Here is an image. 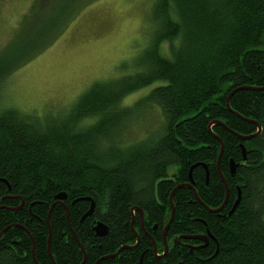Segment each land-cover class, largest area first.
I'll return each instance as SVG.
<instances>
[{"label": "trees", "instance_id": "1", "mask_svg": "<svg viewBox=\"0 0 264 264\" xmlns=\"http://www.w3.org/2000/svg\"><path fill=\"white\" fill-rule=\"evenodd\" d=\"M150 22L131 70L94 82L61 117L0 110V264H82L83 254V264H264V90H237L232 112L226 108L235 89L264 87V0H152ZM58 32L56 23L42 37L47 43L38 36L36 52L20 63L0 60V84ZM142 89L133 107L122 104ZM144 106L160 109L161 130L125 145L120 125ZM243 118L261 129L247 141L236 135L257 129ZM212 121L227 129L214 125L210 133ZM171 168L176 183L158 185L157 203L154 183ZM221 177L226 203L209 212L225 200ZM188 183L198 200L186 186L173 193L166 239L183 243L208 231L207 243L191 252L175 245L154 259L143 232L162 242L170 193ZM60 194L65 199L51 208ZM97 221L106 235H95ZM135 233L138 244L113 256L135 244Z\"/></svg>", "mask_w": 264, "mask_h": 264}, {"label": "rangeland", "instance_id": "2", "mask_svg": "<svg viewBox=\"0 0 264 264\" xmlns=\"http://www.w3.org/2000/svg\"><path fill=\"white\" fill-rule=\"evenodd\" d=\"M35 1L0 0L1 61L20 63L35 49L38 36L56 23L59 29L47 48L0 84V110L14 108L55 120L94 82L131 70L125 67L145 47L151 30L152 0ZM147 92L139 90L122 104L133 107ZM162 125L160 109L144 106L122 122L119 132L123 143L131 145L156 135Z\"/></svg>", "mask_w": 264, "mask_h": 264}, {"label": "water", "instance_id": "3", "mask_svg": "<svg viewBox=\"0 0 264 264\" xmlns=\"http://www.w3.org/2000/svg\"><path fill=\"white\" fill-rule=\"evenodd\" d=\"M237 90H252V91H260V90H262V91H263V90H264V87H263V88L241 87V88L235 89V90H234L232 93H230V95H228V97L226 98V108H227L229 111H231V112H232V110L230 109V106H229V99H230V96H231L234 92H236ZM233 113H234V112H233ZM234 114H235L236 116H238L236 113H234ZM238 117H239V116H238ZM242 120L247 121V122H250V123H253V124L256 126V129H257L256 133L253 134V135H250V136H239V135H236V134H235V135H236L237 137H239L242 141H247V140H249V139H251V138H254V137H256V136L260 133L261 129H260V127L258 126L257 123L252 122V121H249V120H245L244 118H243ZM214 125L221 126V127H224L225 129H227V128L224 126L223 123H221V122H219V121H212V122L208 125V130H209L210 133H211V127L214 126ZM219 143H220V151H219L218 161H217V166H218V167H219V161H220V158H221V155H222V150H223V145H222V143L220 142V140H219ZM241 149H242L243 160H245V149H244L243 146L241 147ZM203 167L205 168V166H203ZM192 168H193V167H192ZM192 168H191V169H192ZM235 168H236V165H234L233 162L231 161L230 164H229V169H230V174H231V175L234 174V172H235ZM191 169H190V171H189V181H190V183H192V179H191ZM173 172H174V169H170V170L167 172V177H165V178H160V179H158V180L154 183L153 194H154V199H155V201H156L157 203H159V199H158V195H157L158 185H159L160 183H163V182H174V179L172 178V174H173ZM221 180H222V182L224 183V186H225V188H226L225 200H224V202L222 203V205H221L218 209L210 210V209L206 208L209 212H213V213H218V212H220V210L222 209V207H223V206L225 205V203H226L227 195H228V192H227V186H226V183H225V181H224V179H223L222 177H221ZM184 186L190 188V189L193 191L191 184L188 183V184H185V185H177V186H175V187L173 188L172 192L170 193L169 203H170V207H171V215H170V218H169V221H168L167 225L164 227V230H163L164 250H163V253H162L160 256H158L159 259H162V258L165 256V254L167 253V245H166V242H165V237H166L167 228H168V226H169V224H170V222H171V220H172V216H173V207H172V196H173V193H174L176 190H178L179 188L184 187ZM193 193H194V197H195V199L198 200V198H197V196H196V194H195L194 191H193ZM64 199H65L64 194L57 195V196L55 197V203L51 206V208H52L55 204H59V203H61ZM239 199H240V193L238 192V197H237V199H236V201H235V203H234V205H233V207H232L230 213H232V212L234 211V209L236 208V206L238 205V203H239ZM92 209H93V204H91L90 209H89V211L84 215V218L87 217V216H89V215L91 214ZM133 210H135V211H137V212L139 213V215H140V219H143L142 212H141L138 208L134 207V208H132V211H133ZM49 213H50V211H49ZM49 213H48V217H47V222H48V218H49ZM230 213H229V214H230ZM5 230H6V229H4V230L0 233V237H1V235L3 234V232H4ZM93 231H94V233H95L96 236L101 237V236L106 235V233H107V231H108V227H107L105 224H103L102 222H95V224H94V226H93ZM135 237H136V242H135V244H134L133 246H124V247H122L121 249H119V250H118L113 256H117L118 253H119L122 249H132V248H134V247L138 244V241H139V238H138L137 233H135ZM183 238H184V239H199V240H201L204 244H206V242H207V238H206V236H198V237H191V236H190V237H183ZM174 243H177V239H174ZM79 247H80V245H79ZM80 248H81V247H80ZM154 252H156L155 246H154ZM83 253H84V252H83ZM83 255H84V256H83L82 264H83V262H84V258H85V254H83ZM108 257H112V256H108ZM108 257H105V258H108ZM105 258H103V259H105Z\"/></svg>", "mask_w": 264, "mask_h": 264}, {"label": "flooded vegetation", "instance_id": "4", "mask_svg": "<svg viewBox=\"0 0 264 264\" xmlns=\"http://www.w3.org/2000/svg\"><path fill=\"white\" fill-rule=\"evenodd\" d=\"M172 177H173V175H172ZM172 183H176V182H172ZM177 186V185H176ZM135 210H131V212L133 213ZM134 214V213H133ZM142 219H140V222H141V228L143 227V224H142ZM155 228V227H154ZM155 230H156V228L152 231V234H154L155 233ZM1 233V232H0ZM206 233V234H205ZM205 233H203V232H200V233H197L196 235H192L191 237H198V236H206V238H208L207 237V234H208V231H205ZM143 234L145 235V237L146 238H148V239H150L151 241H152V243H153V257H154V259L156 258V259H159L158 258V256H160L161 254H162V252H163V250H164V241H163V232H162V242H157V244H156V242L153 240V238L151 237V235L149 234V233H147L146 231L145 232H143ZM187 241H190V242H187ZM191 241L194 243V244H191ZM165 242H166V245H167V252H169V250H171V249H173V246H180L181 244H183V245H187V246H189V250H190V252H191V250L193 249V248H199V247H203L204 245H206V244H204L201 240H199V239H192V240H186V241H183V243H180L179 242V240L177 239V243H174V239H171V240H167L166 239V237H165ZM207 243V242H206ZM161 245H163V250H162V252L160 253H158V249H157V247H159V246H161ZM154 246H155V249H156V252H154ZM167 254V253H166ZM165 254V256L162 258V259H160V260H164V258L167 256Z\"/></svg>", "mask_w": 264, "mask_h": 264}]
</instances>
